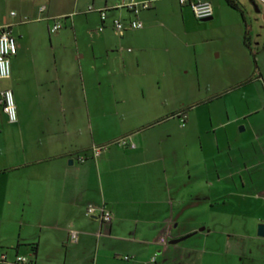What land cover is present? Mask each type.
<instances>
[{
	"label": "crops",
	"instance_id": "0c3cea01",
	"mask_svg": "<svg viewBox=\"0 0 264 264\" xmlns=\"http://www.w3.org/2000/svg\"><path fill=\"white\" fill-rule=\"evenodd\" d=\"M7 1L12 0L0 3V28L11 26L18 51L11 59V77L0 81V264H14L18 257H28L32 264H264V237L258 235V227L264 225V137L255 138L259 163L253 166L260 170L247 184L242 176L251 161L246 160L243 144L238 160H228L221 175L212 162L222 155L219 143L211 145L217 154L206 156L199 166L194 160L196 151L188 144L182 147L173 131L167 133L168 144L165 134H146L166 119L167 102L162 96L146 95L144 88L152 82L179 86L183 77L191 75L188 61L180 60L182 49L208 42L188 30L191 8L178 0H135L138 5L151 4L150 9L135 13L128 8L131 0H14V10L5 9ZM207 1L214 7V18L204 29L229 20L231 26L240 27L237 41L248 51L245 17L241 20L232 14L224 0ZM249 3L264 17L260 0ZM103 10L108 11L104 22ZM116 20L125 25L124 32L114 28ZM133 21L144 27L130 29ZM56 22L63 28L71 23L77 40L79 30L83 34L85 29L94 41L93 52L102 56L104 48L106 59L123 61L122 70L128 71L126 63H132L128 76L133 79L128 83L136 80L142 95L123 94L103 101L107 106L98 113L100 96L91 100L86 95V73L99 75L100 64L88 65L79 46L37 45L44 36L52 41L49 28ZM36 26L42 28L41 36ZM102 26L104 31L98 33ZM108 75L115 78L112 87H120L119 70L110 67ZM7 89L14 93L16 123L3 112L2 93ZM180 113L170 112L169 121ZM93 114L97 121L121 119L129 126L120 132L98 134ZM185 114L180 121L184 127L190 120ZM228 120V126L234 122ZM210 122L213 126L212 118ZM122 138L127 146L115 143ZM133 143L136 148L131 147ZM94 147L103 150L94 155ZM180 154L188 158L184 181L188 179L193 188L188 195L183 194L187 185L175 165L180 164ZM234 164L238 170L229 169ZM194 166L195 172L201 167L204 174L213 175L202 186L209 190V197L195 190ZM202 198L210 200L206 210L208 218L213 217L199 229L200 223H187V216L199 212L195 208ZM189 199L195 201L192 210L187 207ZM89 206L109 210L112 222L104 223L100 212L87 217ZM193 236L202 237L205 258H185L180 243ZM163 237L168 239L166 245L160 243ZM179 239L184 240L170 244ZM170 247L181 258H172Z\"/></svg>",
	"mask_w": 264,
	"mask_h": 264
},
{
	"label": "rangeland",
	"instance_id": "374dc122",
	"mask_svg": "<svg viewBox=\"0 0 264 264\" xmlns=\"http://www.w3.org/2000/svg\"><path fill=\"white\" fill-rule=\"evenodd\" d=\"M237 1L242 8L243 14L231 9L226 1L225 6L229 7L228 10H233L232 14L237 17L239 16L241 20L243 19L242 17H245L246 22L243 21V25L245 24L249 32L250 49H247L248 51L241 49L237 41L241 29L240 27H234L228 24L229 20L224 21L222 26L218 25L217 27L204 29L203 25L210 26L211 21L200 23L192 13H189L192 17V22L187 25L188 30L197 33L201 41L207 39L206 41L208 42H201L196 45V48H190L188 50L185 48L182 49L181 55L183 56H180V60L182 62L184 57L186 59L185 62L188 61L191 66V75L190 78L187 76L185 78L183 77L184 81L177 83L179 86L175 87L171 84L165 85V83H161L160 85L157 82H152L144 88L146 95H159L166 99L167 102L164 109L166 112L165 115H167L166 119L161 120L163 122L159 123L156 129L147 130L148 133L146 134L148 136H151L154 132L165 134L163 138L167 142L166 144H168L170 140H168L167 133L170 135V131H173L172 133L176 134L175 137L180 138L182 147L188 144L192 147V151H196L197 155L194 160L197 161L196 164L199 166L201 165V161L205 160L206 156L210 157L213 154H217L216 149H212L211 145L216 146L219 143L222 155L217 156V160L212 162L213 164L217 163V169L220 170L221 175L225 173V169L227 170L225 165L228 163V160L233 162L238 160L241 153L240 148L243 144L247 153L246 160L251 161V164L243 173L242 177L249 184L250 181L256 178L260 170V168L253 166L259 163L258 156L255 155L257 154L256 149L259 143L255 141V138L259 137V134L264 137V19L261 14L255 12L249 0ZM15 2L14 0L7 1L5 9L12 8L15 10L17 4ZM0 3L3 4L2 0H0ZM194 26H198L200 29L194 31ZM34 29L41 36L42 28H37L36 26ZM79 31L80 35L77 40L73 37L72 26L69 23L66 28L59 31L61 35L60 39L57 37L58 33L52 34L53 42L49 40L50 38L44 36L42 39L43 42L38 40L37 45L48 48L51 46L72 47L73 49L79 46L86 54L85 62L88 65L95 64L96 66V63L100 64L101 71H99V75L92 77L89 75V72L86 73V95L88 94L91 100L92 98L95 99V97L100 96L97 100L98 108L96 111L98 113L102 110V107L107 106L105 102L114 100L115 97L119 98L123 94L130 93L138 96L142 95V88L135 84L136 80L129 81L130 84L128 83V80L133 79L128 76L130 69L133 68V64H128L127 62L126 66L129 65L130 69L124 71L122 70L124 66L121 59L110 61L104 57V48L101 52L102 56H100L99 52L94 53L92 50L94 47L93 39L87 35L85 29H83V34L81 30ZM172 31L175 34L179 33L176 29ZM98 33H100L99 29ZM15 37L18 40L16 35ZM110 67H114L116 71L119 70L118 78L120 79V87H112L114 86L112 81L115 78L114 76L108 75V68ZM131 83L134 85L133 87ZM88 104L87 101V128L91 123ZM90 105H92L91 102ZM92 110L94 111L95 109ZM176 111L182 113L179 116L177 114L174 121H169L168 114ZM183 113L188 114L190 117L186 127L180 123L185 117L181 116ZM92 118L95 131L98 134L120 132L129 126L126 121L121 119L112 122L104 119L97 121L94 119V114ZM211 118L213 120V126L212 122H210ZM228 119L231 121L238 120L231 122L228 126L227 122H230ZM212 127L217 130L213 131ZM262 141L264 142V140ZM237 146H239V149ZM179 158L180 164L178 165L176 163L175 165L180 174L178 176L184 181L188 177L185 168L188 158L183 154H180ZM232 168L238 170L239 166L234 164L233 167H229V169ZM196 169L197 172H195V166L192 167L194 172L192 183L195 184L198 180L195 184L198 188L195 190L196 192L200 191V193L207 195L204 197H209L207 193L209 190L206 186H202L205 181H209V176L212 177L213 175L204 174L201 171V167ZM184 182L187 185V189L184 190L183 194L188 195L193 188L191 189L189 187L188 179L187 182ZM209 201L206 198L198 200L195 209H198L199 212L196 215L187 216V223H200L201 227L199 229H203L205 224L201 223H205L207 219L209 220L213 217L208 218L206 207L209 206ZM194 203V200L189 199L187 201V207L192 210ZM248 206L253 207V204L248 201ZM214 221H216V218ZM197 236L187 238L180 243V248L186 252L185 258H205L204 245L200 242L202 237ZM170 248L171 251L168 254L172 252V258H181L180 254H174V247ZM196 249L198 251H195ZM210 257L216 258L212 255ZM28 259L30 260V258Z\"/></svg>",
	"mask_w": 264,
	"mask_h": 264
},
{
	"label": "built area",
	"instance_id": "2783aa9c",
	"mask_svg": "<svg viewBox=\"0 0 264 264\" xmlns=\"http://www.w3.org/2000/svg\"><path fill=\"white\" fill-rule=\"evenodd\" d=\"M182 6H188L191 8L195 18L197 20H205L214 18V7L211 2L207 0H178ZM262 6H264V0H260ZM128 8L135 13H139L140 10H148L151 8V4L149 2L142 3L138 5L135 0H131V3L128 5ZM107 10L101 11V20L104 22L107 19ZM14 16L15 13H12ZM130 29L132 30H140L142 29L143 23L140 21H133L130 23ZM114 28L119 32L125 31V25L116 20L114 22ZM62 29V25L60 22H56L54 26L49 28L50 33L54 34L57 33L59 30ZM105 29L104 26L99 28V32H103ZM17 45L16 41L12 36L11 26L6 25L0 28V81L7 80L11 77V59L17 54ZM1 104L3 107V111L7 116L8 120L11 123H16L18 121V112L15 103V97L12 90H5L2 93V100ZM185 121H183L184 123ZM120 146H127L126 138H122L117 142ZM132 148H136V145L133 143L131 145ZM102 147H94L92 152L94 155H99L102 152ZM85 159L82 158L81 162H84ZM97 212H100V217L102 221L106 224H110L113 220V215L109 210L105 208H96L94 206H89L86 209V216L93 217L96 215ZM73 240L77 242L78 238L75 233L72 235ZM161 244L166 245L168 243V239L166 237L161 238ZM125 260H129V257H124ZM155 259H153V262ZM14 264H32L28 258L26 257H18Z\"/></svg>",
	"mask_w": 264,
	"mask_h": 264
},
{
	"label": "trees",
	"instance_id": "16d2710c",
	"mask_svg": "<svg viewBox=\"0 0 264 264\" xmlns=\"http://www.w3.org/2000/svg\"><path fill=\"white\" fill-rule=\"evenodd\" d=\"M226 1V3H227V5L231 8V9H233V10H235V11H237V12H239V13H242L243 14V11H242V8H241V6L239 5V3H238V1L237 0H225ZM13 13H15V12H13ZM12 15V14H11ZM13 16V15H12ZM14 16H16V13H15V15ZM62 25V24H61ZM62 28H63V26H62ZM11 30H12V28H11ZM62 30V29H61ZM60 31V30H59ZM58 31V32H59ZM13 36V35H12ZM14 38V37H13ZM249 41H250V38H249V32H248V30L246 29V32H245V44H246V46L248 47V48H250V44H249ZM2 81V80H1ZM3 108V107H2ZM4 112V111H3ZM18 112V111H17ZM117 142L118 141H116L115 143L117 144ZM35 249V248H34Z\"/></svg>",
	"mask_w": 264,
	"mask_h": 264
},
{
	"label": "water",
	"instance_id": "95a60500",
	"mask_svg": "<svg viewBox=\"0 0 264 264\" xmlns=\"http://www.w3.org/2000/svg\"><path fill=\"white\" fill-rule=\"evenodd\" d=\"M257 12H259V10H257ZM263 19H264V17H263ZM213 20V18H210V19H205V20H200L201 22H209V21H212ZM73 162L71 161L70 162V164H72ZM258 235L259 236H262V237H264V225H260L259 227H258ZM182 240H184V239H179V240H173V241H171L170 242V244H177V243H179L180 241H182Z\"/></svg>",
	"mask_w": 264,
	"mask_h": 264
}]
</instances>
